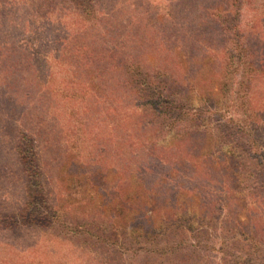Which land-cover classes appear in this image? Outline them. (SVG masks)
Returning <instances> with one entry per match:
<instances>
[{"label": "trees", "instance_id": "trees-1", "mask_svg": "<svg viewBox=\"0 0 264 264\" xmlns=\"http://www.w3.org/2000/svg\"><path fill=\"white\" fill-rule=\"evenodd\" d=\"M45 1L0 0V27L15 33L0 40V139L23 175L3 232L75 241L101 264H264V0L204 7L219 31L217 49L201 48L217 96L125 54L99 0ZM45 116L65 144L53 198L31 129ZM97 196L104 212L80 208Z\"/></svg>", "mask_w": 264, "mask_h": 264}, {"label": "rangeland", "instance_id": "rangeland-1", "mask_svg": "<svg viewBox=\"0 0 264 264\" xmlns=\"http://www.w3.org/2000/svg\"><path fill=\"white\" fill-rule=\"evenodd\" d=\"M58 1L61 4V1ZM212 2V0H99L101 10L107 11L115 19L114 22L120 23L119 29L115 31L120 38H125L123 39L126 42H124L125 54L131 50L133 54L141 55L138 56L139 59L147 61L152 66L153 72L163 76L171 72L191 85L195 84V91L202 93L208 88L217 96L215 72L217 67L212 69L210 65L212 57L202 55L201 50L203 45H207L211 48L210 50L217 49L219 46V31L213 24H209L210 20L207 16H203L204 7ZM52 3L47 0L42 7L48 8ZM5 16L4 12H0L2 20ZM3 22L5 23V20ZM124 22H126L125 25ZM4 23L0 27V40L5 35L12 34L10 38L8 36V42H11L12 36L15 35L14 28L10 29ZM50 32L56 37L63 35V31H58V26L45 29L48 36ZM128 37H133L132 43H127ZM7 49L12 52L11 45L8 44ZM48 50H54V47L48 44L43 48V51ZM15 54L16 52L12 55L18 56ZM218 57L221 59L220 55ZM9 60L20 59L10 57ZM172 63L179 66L171 67ZM164 66H168L169 71L165 70ZM3 77L4 74L0 72V78ZM189 92L191 93L192 90L187 92L190 98L192 96V106L198 109L197 98ZM45 120V127L37 121L31 129L38 134L35 143L38 146L39 160L43 170L50 177V183L47 185L52 190V194L50 191L49 198H53L56 192L54 182L51 180L53 181L64 168L61 166L56 173V167L62 160L65 144H61L57 137H54L55 126L50 129L51 120L47 116ZM164 139L167 144L171 142L170 139ZM10 146L7 136L0 139V212L2 213L16 208L23 194L21 167L12 154ZM107 178L109 179L110 175H107ZM65 186L67 185L61 183L60 188L56 190L63 193ZM80 208L87 213L105 211L98 196ZM238 216L243 218L242 211ZM126 218H129L126 214L116 211L109 214V219L114 222ZM3 231L0 228V264H101L96 253L90 254L86 250H80L75 241L55 238L46 232L26 228Z\"/></svg>", "mask_w": 264, "mask_h": 264}]
</instances>
